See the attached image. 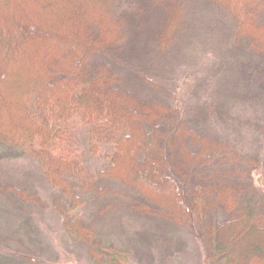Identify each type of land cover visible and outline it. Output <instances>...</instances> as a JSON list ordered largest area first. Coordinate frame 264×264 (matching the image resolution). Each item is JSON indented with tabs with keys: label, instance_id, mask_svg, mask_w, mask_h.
<instances>
[{
	"label": "trees",
	"instance_id": "1",
	"mask_svg": "<svg viewBox=\"0 0 264 264\" xmlns=\"http://www.w3.org/2000/svg\"><path fill=\"white\" fill-rule=\"evenodd\" d=\"M188 1L0 0V157L32 158L58 190L51 207L66 233L95 264L126 261L101 236L118 209L189 228L206 264H264L260 159L190 127L154 71L185 30ZM202 3L264 52V0ZM81 132L103 167L67 160ZM3 183L0 201L26 214L32 186ZM29 253L0 248L1 259L48 264Z\"/></svg>",
	"mask_w": 264,
	"mask_h": 264
},
{
	"label": "rangeland",
	"instance_id": "2",
	"mask_svg": "<svg viewBox=\"0 0 264 264\" xmlns=\"http://www.w3.org/2000/svg\"><path fill=\"white\" fill-rule=\"evenodd\" d=\"M202 1L187 2L185 30L165 54L153 59L154 71L180 100L190 127L260 159L253 180L264 188V52L252 39L236 36L235 22ZM82 134L79 149L67 160L85 168L103 167L104 159L83 147ZM36 167L27 156L0 157V184L32 186L35 194L26 214L12 201H0V248L30 252L48 264H95L86 247L66 233L62 217L51 207L58 190L48 187ZM101 220L104 243L125 254L120 264H206L202 241L187 227L162 226L160 218L122 209ZM0 264L27 263L7 258Z\"/></svg>",
	"mask_w": 264,
	"mask_h": 264
}]
</instances>
